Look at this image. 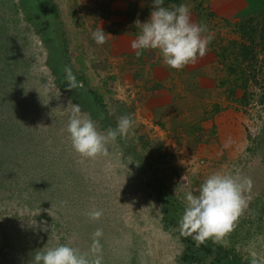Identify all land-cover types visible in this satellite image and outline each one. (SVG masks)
I'll return each instance as SVG.
<instances>
[{
	"label": "rangeland",
	"instance_id": "obj_1",
	"mask_svg": "<svg viewBox=\"0 0 264 264\" xmlns=\"http://www.w3.org/2000/svg\"><path fill=\"white\" fill-rule=\"evenodd\" d=\"M152 4L0 0V264L62 243L86 251L98 228L103 264H264V0L164 5L186 4L213 36L179 71L131 47ZM73 105L101 132L123 115L134 126L81 157L66 131ZM217 171L251 179L247 207L221 242H204L212 256L186 262L185 193Z\"/></svg>",
	"mask_w": 264,
	"mask_h": 264
},
{
	"label": "clouds",
	"instance_id": "obj_2",
	"mask_svg": "<svg viewBox=\"0 0 264 264\" xmlns=\"http://www.w3.org/2000/svg\"><path fill=\"white\" fill-rule=\"evenodd\" d=\"M152 8L147 21H135L139 34L131 47L137 56L144 50L158 51L166 66L179 71L206 55L213 36L205 35L209 32L206 24L192 21L186 4L165 7L164 0H153ZM93 35L96 39L97 34ZM103 42V35H100L97 43ZM133 126L132 117L123 115L118 118L115 128L109 127L106 132H101L96 122L82 115L78 105H73L66 131L76 153L95 159L107 154V146L117 137H127ZM251 186V179L239 174L223 171L210 174L196 194L191 191L185 193L184 211L177 222L180 235L192 237L198 246L209 239L221 242L234 230L247 207L244 193L250 191ZM101 215L100 211L89 213L93 220ZM102 236L103 231L98 228L92 234V243L86 251L69 243L42 248L35 252L31 264H103Z\"/></svg>",
	"mask_w": 264,
	"mask_h": 264
},
{
	"label": "trees",
	"instance_id": "obj_3",
	"mask_svg": "<svg viewBox=\"0 0 264 264\" xmlns=\"http://www.w3.org/2000/svg\"><path fill=\"white\" fill-rule=\"evenodd\" d=\"M178 1L179 0H164V5L168 4L169 2H178ZM250 21H253V20L251 19ZM261 29H262L261 30L262 33H264V25L262 26ZM256 32H257V29H256V27H254L253 29L247 31V36H251L252 37V36L255 35ZM184 241L191 244V245H188L187 246V251L188 252L184 253V255H183V259L186 262H193V261H198V260L200 261V260H202L199 257V254L200 253H204L205 256H212L215 253V249L214 248L216 247V245L213 246V245H207V244L203 243V244H200L199 246H197L196 241L195 240H192V239H190L188 237H185L184 238ZM193 249L196 250V253L195 254L192 251ZM216 259H217V261L216 260H213L211 262V264H216L217 262H219V259L218 258H216Z\"/></svg>",
	"mask_w": 264,
	"mask_h": 264
}]
</instances>
